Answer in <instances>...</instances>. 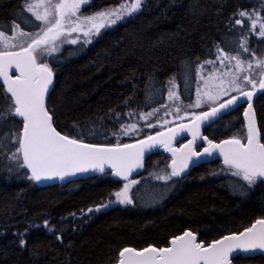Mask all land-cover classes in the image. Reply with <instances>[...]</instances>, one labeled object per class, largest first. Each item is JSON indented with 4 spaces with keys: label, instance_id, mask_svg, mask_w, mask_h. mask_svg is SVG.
<instances>
[{
    "label": "trees",
    "instance_id": "16d2710c",
    "mask_svg": "<svg viewBox=\"0 0 264 264\" xmlns=\"http://www.w3.org/2000/svg\"><path fill=\"white\" fill-rule=\"evenodd\" d=\"M25 1L0 0V32L10 36L16 25L24 33L39 31ZM124 2L92 0L83 12ZM241 11L249 15L241 17ZM240 18L244 23L238 26ZM253 20L264 23V0H143L138 12L91 43L78 41L40 57L54 73L46 101L54 127L96 144L144 136L148 122L130 135L121 129L136 124L141 114L161 110L171 83L178 100L190 103L199 71L216 65L219 49L239 55L243 63L264 57V37L259 26L250 28ZM10 107L0 85V112L7 114ZM254 109L264 137V91ZM240 114L241 107L220 117L204 134L213 141L234 136L243 129ZM20 129L21 121L10 115L0 121V264H114L127 246L162 247L184 230L208 243L264 218V183L234 192V185L246 184L231 176L214 177L218 162L197 165L167 181L142 178L156 161L168 162L161 152L147 155L137 177L142 179L130 191L132 204L89 213L87 209L106 203L121 182L104 174L36 186L20 164L13 171L8 167ZM233 262L264 264V257H236Z\"/></svg>",
    "mask_w": 264,
    "mask_h": 264
},
{
    "label": "snow or ice",
    "instance_id": "6c2138e0",
    "mask_svg": "<svg viewBox=\"0 0 264 264\" xmlns=\"http://www.w3.org/2000/svg\"><path fill=\"white\" fill-rule=\"evenodd\" d=\"M85 0H32L26 5L27 11L32 13L36 20L42 21L46 27L40 33L35 34L31 41L25 44H13L11 41L17 37L28 36V33L17 31L16 25L13 37H8L5 32H0V45L4 50L0 51V78L3 80V90L10 94V111L5 114L0 112V121H5L10 115L22 120V129L15 135L13 142L18 145L12 159L22 158V167L31 170L30 179L41 181L53 178L63 180L66 176L75 175L78 172L98 171L105 172L108 166L115 176L127 180L129 174L137 168L142 167V160L146 150L157 145L163 146L166 151L172 153L173 159L170 165L171 172L167 175H157L158 180H169L171 177H179L188 167L193 157L201 155L211 156L216 150L223 157V163L232 171V175L241 177L246 182V186H240L241 191L251 190L257 183H264V142H261L260 132L257 128L254 113L252 112V96L257 87V81L250 75L242 77L246 84L252 86L253 91H244L238 81L241 77L230 72L223 73L222 76L232 75L228 81L229 88L223 87L224 80L221 79L218 90L215 94L204 92L203 96L208 101L213 102L210 111L193 114L191 127L179 125L180 131L188 127L192 133V140L179 148L172 147V140L177 135L173 129L165 132H157L154 136L149 135L144 140L134 144H117L113 146H103L97 144L83 143L82 140L61 134L53 125V116L46 106V96L49 87L53 84L54 73L48 63L41 62L40 57L44 54L51 55L59 50L57 41L78 43V38L68 40L72 33H81L84 37L92 34H99L102 28L111 26L125 16H131L142 7L143 0H125L119 7L96 14L92 17L77 16L81 5ZM42 9V11H41ZM241 17L249 15L241 11ZM75 17V20H73ZM236 24H243L244 21L237 19ZM86 26V27H85ZM252 27H256V21H252ZM259 35L264 37V23L259 26ZM64 37V40H61ZM90 40H85L89 43ZM245 52L248 51L245 44H241ZM18 48L19 50H10ZM221 64L225 60H235L238 70L243 61L239 55L231 56L219 49ZM205 63H214L206 61ZM257 66H264V60H257ZM203 67V65L201 66ZM249 69L252 65L249 63ZM15 69L18 75L10 74L11 69ZM264 76V72H261ZM210 77L209 79H213ZM208 81H205L207 86ZM259 87L264 89V78L259 80ZM229 90L237 91L240 97L246 98L248 111L244 113L247 118L246 139L232 137L213 143L207 137L200 136V123L210 116L226 110L237 104L240 97L231 96L227 100L216 103L223 96L229 95ZM179 99L175 92L169 91V99ZM202 103L201 93L198 91V98L193 107H199ZM180 109L177 108V112ZM168 114V113H166ZM152 113L141 114L140 119L147 120ZM187 115V114H186ZM165 123H168L165 121ZM148 127L154 125L148 124ZM137 129L135 123L125 125L121 132L130 135ZM198 138L207 141L208 147L203 149V153L194 150L195 142ZM137 181L132 180L125 184L123 189L115 193L116 201L120 204L130 205L133 203L132 196L129 195L130 188ZM108 205H100L95 209L89 208V213L99 212ZM74 215V214H73ZM45 226L48 222L45 221ZM59 238V237H58ZM25 244L24 240L20 241ZM264 251V218L257 219L250 227L242 232L232 233L220 239L211 241L205 245L198 241L197 234L191 230L184 231L182 235L173 237L170 246L156 247L148 246L137 250L125 247L119 252L118 264H232L233 253L237 251L254 252Z\"/></svg>",
    "mask_w": 264,
    "mask_h": 264
},
{
    "label": "rangeland",
    "instance_id": "374dc122",
    "mask_svg": "<svg viewBox=\"0 0 264 264\" xmlns=\"http://www.w3.org/2000/svg\"><path fill=\"white\" fill-rule=\"evenodd\" d=\"M91 1L92 0H85V2L81 5L79 11L77 12V16L81 17V19H83L84 17H92V16H95L98 13L106 12V11L115 9V8L119 7V5H120L119 4V5H116V6H113V7L103 8V9H101L99 11H96V12H94L92 14H85L83 12V9H84V7L88 6L91 3ZM30 2H32V0H26L25 1L24 8L26 10H27L26 5L28 3H30ZM53 2H57V0H53ZM129 2H131V0H129ZM41 11H42V9H41ZM131 16H125L123 19L117 21L115 24H113L111 26H108V27H105V28H102L100 30L99 34H92L89 37H84L83 34H82V32L81 33H72L71 36L68 37V40L78 38V41L85 42V40L87 39V40H90L89 43H91L92 41L96 40L104 31L115 27L120 22L126 21ZM240 19L242 20V18H240ZM73 20H75V17H73ZM37 21H38V23L40 25L39 31L42 28L46 27V25L42 21H39V20H37ZM257 26H260V24L258 22L256 23V27ZM250 28L255 29V28L252 27V24L250 25ZM258 29H259V27H258ZM17 31H19V30H17ZM38 32L33 33V34H29L28 36L17 37L16 39H13L11 42L13 44H26ZM14 35H15V32L12 31L11 35L8 36V37H13ZM61 40L63 41L64 40V37H61ZM69 44H71V43H68L66 41L63 42V43H61L60 41H57V45L59 46V49L62 48V47H64V46H66V45H69ZM13 49H16V48H13ZM1 50H4L3 45H0V51ZM259 60H264V57L262 59L260 58ZM256 61L257 60H253V61H250L248 63H242L241 68L242 69H245L246 71H241V70H238L236 67H234V65L236 64V62L229 61L228 66H229L230 69L233 68V71H232L231 74H237L242 79V77L244 75H250L251 77H253L258 72V70L261 67L260 66H257ZM249 63H251V65H252L251 69H249V67H248ZM231 74L229 75L230 80L232 78V75ZM210 77H214V78L213 79H209ZM241 79L238 81V83L243 88V87H245V82L241 81ZM205 81H208L207 86L205 85ZM228 81H229V79L226 80V85H224L223 87L230 89V85L228 84ZM215 82H216V76L213 74V72H208L206 70V68L204 67V69H201L199 71L198 82H197V85L195 86L196 94L194 95V98H193V100L190 103L182 104L178 99H175V98H173V99L170 100L169 99V95H168L164 106L161 107V110H158L155 113H152V115L149 116L147 120H142L139 117V121L136 123L137 128L141 124L146 123V122H148V124L154 125L153 127H148L147 126L148 124L145 125V129H144L145 132H143V135H147V134H149L151 132H154V131L162 128V127H165V126L170 125L172 123H176L178 121H182V120H184L185 116H188L190 114L196 113V112L200 111L201 109L208 107L209 105L213 104V102L212 101H208L207 100V97L203 96V93L204 92H211L212 94H215L216 91H217V89H215V88H212L211 89V87H214ZM170 90L173 91V92H175L174 84L173 83H171ZM198 91L201 93L202 103H201V105L199 107H193L192 105H195V103L197 101V98H198ZM233 92H235V91L229 90V94L230 93H233ZM223 97H225V96H223ZM223 97H221L220 100ZM177 108L180 109L179 112H177ZM166 113H168V114H166ZM165 121H167L168 123H165ZM232 137H237V135H234ZM11 157L9 159V166L8 167H9V169L11 171H13V170H15L19 166V164L21 165V162H20V158L19 159H12ZM167 163L168 162H165L162 165V163H160L159 161H156L155 163L152 164V167L151 168L147 169V171L144 173V175H143L142 178H148V179L158 180V179H156V176L157 175H167V174H169L170 172H169ZM231 175H232V173H230L228 170H226L220 164L217 166V168H216V170L214 172V177L231 176ZM231 177H233V176H231ZM142 178H135V179H132V180H135L138 183L139 182V179H142ZM132 180H129V181H132ZM129 181L122 182L121 185H120V188L116 192L121 191L123 189L124 185L127 184V183H129ZM163 181H165V180H163ZM137 183H135V184H133L131 186L130 191H131V189ZM130 191H129V195H130ZM116 192H114L112 194L111 198L106 203L102 204V205H108V206L105 207V208H102L101 210H105L108 207L115 206V205L125 206L124 204H120V203H118L116 201V196H115V193Z\"/></svg>",
    "mask_w": 264,
    "mask_h": 264
},
{
    "label": "water",
    "instance_id": "95a60500",
    "mask_svg": "<svg viewBox=\"0 0 264 264\" xmlns=\"http://www.w3.org/2000/svg\"><path fill=\"white\" fill-rule=\"evenodd\" d=\"M45 28V27H44ZM41 30L38 32L40 33ZM31 39L28 41L30 42ZM27 42V43H28ZM26 43V44H27ZM25 44V45H26ZM10 50H19L18 48L16 49H10ZM3 51V50H1ZM262 72H264V66L262 68ZM10 74H15V75H18V73L15 71V69H11L10 70ZM264 78V76H261L260 79ZM53 82H54V79H53ZM0 85L2 86L3 88V80L2 78H0ZM52 86L53 84L49 87V92L46 96V101H47V98H48V95L50 93V90L52 89ZM244 91H253L252 90H244ZM264 91V89H261L259 87V82L257 84V87L256 89L254 90V94L252 96V100H251V103H252V112L254 113V118H255V121H256V125H257V128L259 130V127H258V123H257V118H256V113H255V109H254V103H255V100L256 98L258 97V95ZM5 92V91H4ZM5 94L9 97L10 99V94H7L5 92ZM231 96H237V97H240V93H235ZM231 96L223 99V100H227L229 99ZM222 100V101H223ZM11 101V100H10ZM220 101V102H222ZM218 102V103H220ZM213 105L207 107L206 109H203L201 111H198L196 113H193V114H197L199 115L200 113H203V112H208L210 111V108L212 107ZM242 106V110H241V114H240V117H241V121H242V128H243V131H244V139H246V124H247V118L245 117L244 113L246 111H248V102L246 101V98L244 97H240V99L238 100L237 104L231 106L230 108L226 109V110H222V112L220 113H217L216 116H210L207 120H203L200 123V129H199V132H200V136L201 137H206L204 134H203V130L205 127L213 124L216 120H218L220 117L230 113L231 111L237 109L238 107ZM193 114H190L186 117V119L182 120V121H178L176 123H172L170 125H167L165 127H162L154 132H151L147 135H144L140 138H137V139H134L132 141H129V142H126L127 144H134V143H137L138 141L140 140H144L146 139L147 136L149 135H155L157 132H165L166 134H168V129H173L177 135H175V137L173 138L172 140V147L174 148H179L181 147L182 145L184 144H187L190 140H192V133L190 131H188V127H191V124H192V116ZM16 119L20 120L21 121V129L23 127L22 125V120L18 117H16ZM186 125L188 127H186L183 131H180L179 129V125ZM20 129V130H21ZM260 132V131H259ZM62 134V133H61ZM65 135V134H63ZM232 137H227V138H223V139H220L218 141H213V143H220L221 141L223 140H226V139H230ZM260 139H261V134H260ZM83 143H89V142H84L82 141ZM262 142V141H261ZM89 144H96V143H89ZM121 144H125V143H121ZM97 145H103V146H113L115 144H97ZM194 147V150L196 152H199V153H203V149L208 147V144H207V141L206 140H203L202 138H198L195 142V145L193 146ZM153 152H161L167 159H168V163H167V166H168V169H169V172H171V163H172V159H173V156H172V153L169 152V151H166L165 148L163 146H159L157 145L156 147H153L149 150H146L145 151V154H144V157H143V160H142V167L140 168H137V169H134L128 176V179L125 180L123 179L122 177H118V176H115L113 173H112V170L108 167V166H105V172L104 173H101V172H98V171H88V172H78L76 173L75 175H70V176H66L63 180H61L60 178L56 177V178H53V179H47V180H41L39 182L37 181H34L31 179V181L33 182V184H35L36 186H39V187H46V186H52V185H63L67 182H72V181H76V180H80V179H86V178H89L91 176H100V175H104V174H109L113 179H115L116 181H119V182H126V181H129V180H132V179H135L137 178L143 171L144 169V166H145V160H146V157L147 155L153 153ZM20 162H21V165H22V158H20ZM211 162H218L220 165H222L223 167H226L228 168L226 165H224L223 163V157L219 154V150H216L211 156L209 155H201L200 157H193L192 158V161H190L189 163V167L183 172L181 173V175L179 177H174V178H181L183 176H185L192 168H194L195 166L197 165H201V164H205V163H211ZM26 172L28 173L29 177L31 176V170L26 168V167H23ZM258 219H261V218H258ZM257 219H255L254 221H252L247 227H250ZM245 227V228H247ZM245 228L241 229L240 231L238 232H234V233H239V232H242ZM184 231H187V230H184ZM183 231V232H184ZM183 232H181L180 234H177L175 236H178V235H182ZM195 233V232H194ZM232 233H229V234H224L222 236H220L219 238L217 239H220L222 238L223 236H226V235H230ZM173 236V237H175ZM169 238L167 240V243L165 246H162V247H167V246H170V240L173 238ZM198 238V236H197ZM216 240V239H215ZM198 241H199V238H198ZM213 241V240H212ZM211 243V241H209L208 243H204L205 245ZM127 247H130V246H127ZM148 247V246H146ZM125 248V247H124ZM133 248V247H131ZM145 248V247H143ZM141 248V249H143ZM123 249V248H122ZM121 249V250H122ZM136 249V248H135ZM120 250V251H121ZM137 250H140V249H137ZM119 251V252H120ZM241 257V258H251V257H255V256H262L264 257V251H260V250H257V251H254V252H243V251H237L235 253H233V259L235 257ZM232 259V260H233ZM118 260H119V253H118V258H117V261L114 263V264H118ZM232 264L233 261H232Z\"/></svg>",
    "mask_w": 264,
    "mask_h": 264
},
{
    "label": "flooded vegetation",
    "instance_id": "af4514ba",
    "mask_svg": "<svg viewBox=\"0 0 264 264\" xmlns=\"http://www.w3.org/2000/svg\"><path fill=\"white\" fill-rule=\"evenodd\" d=\"M236 24V23H235ZM236 25H238V24H236ZM241 25V24H240ZM240 25H238V26H240ZM255 29H257V28H255ZM228 63H229V60H225L224 61V63L223 64H221V62H220V60H218L217 59V62H216V65H208L207 66V71L208 72H213V74L216 76V82H215V85H214V87H211V89L212 88H215V89H217L218 90V86H221L220 85V82H221V79H223L224 80V83H223V85L222 86H224V85H226V80H230V78H229V75L228 76H222V74L223 73H226V72H230V73H232V71H233V68H229V66H228ZM261 68L258 70V72L253 76V77H251V78H253V79H255L256 81H257V84H258V82H259V80H260V77H261V71H262V68H263V66H260ZM241 81H243V79H241ZM244 82V81H243ZM243 90H252V86L251 85H249V84H246L245 83V87H243ZM263 92V91H262ZM235 93H238L237 91H235V92H233V93H231L229 96H231V95H233V94H235ZM228 96V97H229ZM259 96V95H258ZM227 98V97H226ZM225 99V98H224ZM223 99H221V100H219L218 102H220V101H222ZM218 102H216V103H218ZM211 105H213V104H211ZM211 105H209V106H211ZM208 106V107H209ZM241 107V110H242V106H240ZM207 108V107H206ZM206 108H203V109H206ZM239 108V107H238ZM203 109H201V110H203ZM200 110V111H201ZM186 117L187 116H185V118L184 119H186ZM241 118V117H240ZM210 126V125H209ZM208 127V126H207ZM207 127H205L204 128V130L207 128ZM204 130H203V134H204ZM244 131H243V129H242V131H240V132H238V133H236L235 135H237V137L238 138H241V139H244V133H243ZM205 135V134H204ZM206 136V135H205ZM207 137V136H206ZM261 141L262 142H264V137H262L261 136ZM226 170H228L230 173H232V171L233 170H230L229 168H226V167H224ZM231 176H233L234 178H236V179H239L240 181H242V182H244L245 184H246V182L245 181H243L242 180V178L241 177H237V176H234V175H231ZM261 183H257L256 185H254L252 188H256L258 185H260ZM240 186H242V185H239V184H236V185H234L233 186V190H234V192H238L239 190H240ZM226 192V191H225ZM239 257V256H238ZM236 258V257H235ZM239 258H241V257H239ZM241 259H246V258H241ZM233 261V260H232ZM234 263V262H233ZM243 264H250V263H243Z\"/></svg>",
    "mask_w": 264,
    "mask_h": 264
}]
</instances>
